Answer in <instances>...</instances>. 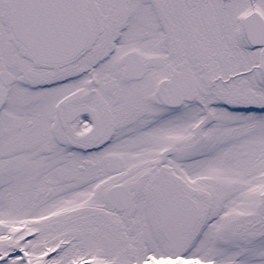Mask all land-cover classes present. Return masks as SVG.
I'll use <instances>...</instances> for the list:
<instances>
[{
	"label": "snow or ice",
	"instance_id": "snow-or-ice-1",
	"mask_svg": "<svg viewBox=\"0 0 264 264\" xmlns=\"http://www.w3.org/2000/svg\"><path fill=\"white\" fill-rule=\"evenodd\" d=\"M0 264H264V0H0Z\"/></svg>",
	"mask_w": 264,
	"mask_h": 264
}]
</instances>
